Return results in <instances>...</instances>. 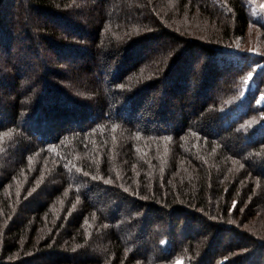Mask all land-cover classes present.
Segmentation results:
<instances>
[{
    "label": "trees",
    "instance_id": "trees-1",
    "mask_svg": "<svg viewBox=\"0 0 264 264\" xmlns=\"http://www.w3.org/2000/svg\"><path fill=\"white\" fill-rule=\"evenodd\" d=\"M249 12L0 0V264H264Z\"/></svg>",
    "mask_w": 264,
    "mask_h": 264
},
{
    "label": "rangeland",
    "instance_id": "rangeland-1",
    "mask_svg": "<svg viewBox=\"0 0 264 264\" xmlns=\"http://www.w3.org/2000/svg\"><path fill=\"white\" fill-rule=\"evenodd\" d=\"M247 4L249 7V13L251 14V17L253 20H264V0H247ZM261 31L255 26L250 25V27L247 29L246 33V40H245V49L253 55H261L263 50V40ZM264 65V62L257 64L258 67H261ZM248 87H251L250 82H247V84L244 86L245 89ZM257 103L262 104L264 103V92L260 94L257 98ZM177 261L175 264H178ZM181 264V262H180Z\"/></svg>",
    "mask_w": 264,
    "mask_h": 264
},
{
    "label": "snow or ice",
    "instance_id": "snow-or-ice-1",
    "mask_svg": "<svg viewBox=\"0 0 264 264\" xmlns=\"http://www.w3.org/2000/svg\"><path fill=\"white\" fill-rule=\"evenodd\" d=\"M252 78V73L250 72L249 74H248V79L250 80ZM245 83H247V81H245ZM178 264H180V262H178Z\"/></svg>",
    "mask_w": 264,
    "mask_h": 264
}]
</instances>
